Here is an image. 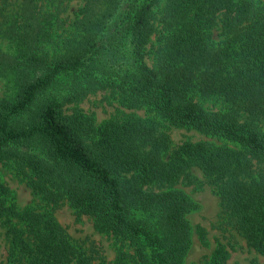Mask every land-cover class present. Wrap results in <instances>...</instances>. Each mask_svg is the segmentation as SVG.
Wrapping results in <instances>:
<instances>
[{"label": "trees", "instance_id": "obj_1", "mask_svg": "<svg viewBox=\"0 0 264 264\" xmlns=\"http://www.w3.org/2000/svg\"><path fill=\"white\" fill-rule=\"evenodd\" d=\"M0 18L11 52L0 47V78L14 89L0 99V163L27 175L44 202L41 211L19 209L0 184L8 264H106L57 222L64 201L111 236L116 264H183L192 245L187 216L199 206L174 186H200L193 168L264 264L262 1L0 0ZM100 91L149 117L96 126L80 111L66 113ZM164 123L221 144L172 148ZM228 259L220 243L198 264Z\"/></svg>", "mask_w": 264, "mask_h": 264}, {"label": "rangeland", "instance_id": "obj_2", "mask_svg": "<svg viewBox=\"0 0 264 264\" xmlns=\"http://www.w3.org/2000/svg\"><path fill=\"white\" fill-rule=\"evenodd\" d=\"M13 2L16 0H12ZM264 3V0H260ZM80 5L79 1L70 3L66 16H72V12ZM1 22V18H0ZM155 38H153V41ZM0 47L7 53L8 43L0 40ZM151 54H147L146 59L151 63ZM14 89L8 81L0 78V99L12 97ZM65 111L71 114L80 111L91 116L96 126L106 120L121 119L126 114L134 113L140 117H149L150 113L146 109L128 110L122 107L118 99L110 91H100L89 95L86 99L77 104L66 106ZM164 130L167 131L171 141V147L176 148L186 142H206L220 145L221 142L214 138H209L193 129L185 127H175L164 123ZM264 130V126H263ZM227 145V144H226ZM192 174L200 181V186H188L184 182H179L174 188L187 194L199 208L187 216L192 227V245L183 264H198L205 257H208L218 244H224L229 251L227 264H263V258L251 250L240 234L228 224L221 212L218 196L214 188L207 183L202 172L196 168L191 170ZM28 176L18 172L12 163H0V184L6 186L12 193L7 198L8 203H15L19 209L33 207L43 210L44 202L35 195L28 187ZM4 202V196L0 195V202ZM57 222L66 230L78 244L88 252L99 251L106 264H116V244L109 235L98 233L93 226V221L88 216L77 217L69 204L64 201L54 211ZM9 223L4 216H0V264H8L10 252V241L8 238ZM205 231L206 244L199 238L198 228Z\"/></svg>", "mask_w": 264, "mask_h": 264}]
</instances>
